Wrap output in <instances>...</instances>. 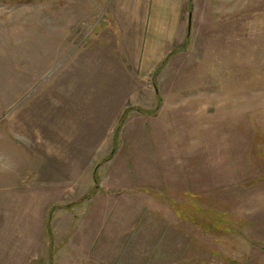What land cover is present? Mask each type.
Returning <instances> with one entry per match:
<instances>
[{
	"label": "rangeland",
	"instance_id": "374dc122",
	"mask_svg": "<svg viewBox=\"0 0 264 264\" xmlns=\"http://www.w3.org/2000/svg\"><path fill=\"white\" fill-rule=\"evenodd\" d=\"M180 1L0 0V264H264V0Z\"/></svg>",
	"mask_w": 264,
	"mask_h": 264
},
{
	"label": "crops",
	"instance_id": "0c3cea01",
	"mask_svg": "<svg viewBox=\"0 0 264 264\" xmlns=\"http://www.w3.org/2000/svg\"><path fill=\"white\" fill-rule=\"evenodd\" d=\"M147 1H150L152 3V6L150 7V10L148 12L146 11V13L148 14L147 16L150 17V21L146 24V26L142 30L141 38H140V36L136 37V31L133 32L132 38H130L131 34L128 36V38H127V47L129 49H131V50L132 49H136V46H137L136 43H139L140 44L139 47L141 48V45H142L145 53L148 50V54H151L153 49H155V50L156 49L157 50H161V49H163V50L166 49L167 50V49H169L170 43L172 42V41H168L169 32L165 31L164 24H166V22L164 20V21L160 22L159 25H158L159 28L161 29V32H162L161 33L162 34V38H161L160 43L159 44L150 43L151 36H152V34L154 36V33H155L154 32L155 26L154 27L152 26L151 19L153 18V16H156V14H159L163 18H167V17L170 18V16H173L172 19H176V17H178V15L180 14V9H178V8H179V5H180L181 1L180 0H176V2L178 3L176 9L175 10L172 9L171 13H166L168 15H163L162 12L158 11V13H156L154 11V9L156 8L155 4H157V2L161 3V2L167 1V0H147ZM185 2H186V0H185ZM145 58H146V56H145ZM145 58H144V63L146 61Z\"/></svg>",
	"mask_w": 264,
	"mask_h": 264
},
{
	"label": "trees",
	"instance_id": "16d2710c",
	"mask_svg": "<svg viewBox=\"0 0 264 264\" xmlns=\"http://www.w3.org/2000/svg\"><path fill=\"white\" fill-rule=\"evenodd\" d=\"M187 9H188L189 11H190V9H191V2H190V1H189L188 4H187ZM160 105H161V103H160ZM156 110L158 111V110H159V107H157ZM156 110H154V111H152V112H147L148 114H146V115H149V116H155V115H157V111H156ZM126 119H127V113H126V111H125L124 113L121 114V116H120V118H119V120H118V123H117V125H116V129H115V131H114V140H113V142H114V146L116 145V142H117V139H118V133H119V131L121 130V128H122V126H123V123L126 121ZM115 147H116V146H115ZM115 147L113 148V151H112L110 157H112V156L115 154ZM106 160H107V159H106ZM106 160L102 161L101 164H103ZM96 173H97V172H95V177L97 176ZM97 181H98V180H97ZM149 192H150V191H149ZM47 223H48V222H47Z\"/></svg>",
	"mask_w": 264,
	"mask_h": 264
},
{
	"label": "water",
	"instance_id": "95a60500",
	"mask_svg": "<svg viewBox=\"0 0 264 264\" xmlns=\"http://www.w3.org/2000/svg\"><path fill=\"white\" fill-rule=\"evenodd\" d=\"M188 29H190V20L188 21Z\"/></svg>",
	"mask_w": 264,
	"mask_h": 264
}]
</instances>
